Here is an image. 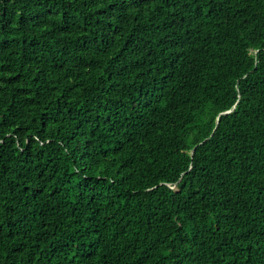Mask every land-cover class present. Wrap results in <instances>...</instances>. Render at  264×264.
Returning <instances> with one entry per match:
<instances>
[{
  "label": "trees",
  "instance_id": "obj_1",
  "mask_svg": "<svg viewBox=\"0 0 264 264\" xmlns=\"http://www.w3.org/2000/svg\"><path fill=\"white\" fill-rule=\"evenodd\" d=\"M0 264H264V0H0Z\"/></svg>",
  "mask_w": 264,
  "mask_h": 264
},
{
  "label": "water",
  "instance_id": "obj_2",
  "mask_svg": "<svg viewBox=\"0 0 264 264\" xmlns=\"http://www.w3.org/2000/svg\"><path fill=\"white\" fill-rule=\"evenodd\" d=\"M228 112V111H227Z\"/></svg>",
  "mask_w": 264,
  "mask_h": 264
}]
</instances>
